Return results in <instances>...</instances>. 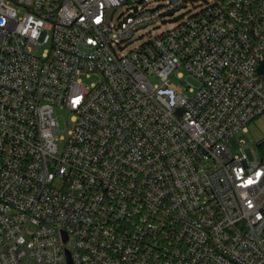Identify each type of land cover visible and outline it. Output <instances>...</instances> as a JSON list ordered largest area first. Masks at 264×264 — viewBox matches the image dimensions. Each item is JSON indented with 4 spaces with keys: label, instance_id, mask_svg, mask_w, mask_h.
Here are the masks:
<instances>
[{
    "label": "built area",
    "instance_id": "2783aa9c",
    "mask_svg": "<svg viewBox=\"0 0 264 264\" xmlns=\"http://www.w3.org/2000/svg\"><path fill=\"white\" fill-rule=\"evenodd\" d=\"M262 63L264 0H0V264H264Z\"/></svg>",
    "mask_w": 264,
    "mask_h": 264
},
{
    "label": "rangeland",
    "instance_id": "374dc122",
    "mask_svg": "<svg viewBox=\"0 0 264 264\" xmlns=\"http://www.w3.org/2000/svg\"><path fill=\"white\" fill-rule=\"evenodd\" d=\"M155 3L156 2H154L153 5ZM190 9L191 6L190 4H188L186 9H181L179 12H177L174 15V17H180L181 15L185 17L188 14L187 11ZM174 23H175L174 20H172L171 22H168L166 24L151 26L149 28L135 32L132 41L124 49V52H128L129 50H132L135 47L145 43L148 39H152L155 36L159 35L161 32L170 29L171 27H173ZM175 79L176 77H174L173 75L170 77V81L174 84H177ZM94 81L95 78H91L86 82L87 84H89ZM71 115L72 114L67 111H61L57 113V116L59 118L60 130L63 131L64 128L65 130L71 128V123H70ZM263 140H264V116H258L257 118H255V120L249 123L245 129L234 134L230 138L228 142V147L230 148L231 152L234 155H237L240 147L247 146L248 157L252 158V154L249 148H251L255 153L259 154L260 147L258 146V144Z\"/></svg>",
    "mask_w": 264,
    "mask_h": 264
},
{
    "label": "water",
    "instance_id": "95a60500",
    "mask_svg": "<svg viewBox=\"0 0 264 264\" xmlns=\"http://www.w3.org/2000/svg\"><path fill=\"white\" fill-rule=\"evenodd\" d=\"M258 71L260 73H264V63H262L259 67H258ZM180 111V109L178 110V112ZM68 255V254H67ZM68 264H70V261L68 260Z\"/></svg>",
    "mask_w": 264,
    "mask_h": 264
},
{
    "label": "trees",
    "instance_id": "16d2710c",
    "mask_svg": "<svg viewBox=\"0 0 264 264\" xmlns=\"http://www.w3.org/2000/svg\"><path fill=\"white\" fill-rule=\"evenodd\" d=\"M258 146L261 148L262 151H264V140L261 141Z\"/></svg>",
    "mask_w": 264,
    "mask_h": 264
}]
</instances>
